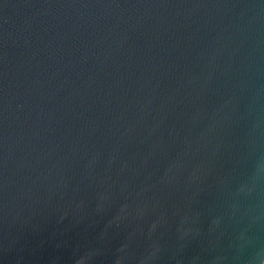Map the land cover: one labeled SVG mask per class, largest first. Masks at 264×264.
<instances>
[{"label":"water","instance_id":"95a60500","mask_svg":"<svg viewBox=\"0 0 264 264\" xmlns=\"http://www.w3.org/2000/svg\"><path fill=\"white\" fill-rule=\"evenodd\" d=\"M0 264H264V0H0Z\"/></svg>","mask_w":264,"mask_h":264}]
</instances>
